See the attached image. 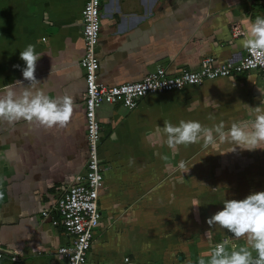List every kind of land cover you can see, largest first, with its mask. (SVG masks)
Wrapping results in <instances>:
<instances>
[{
	"label": "crops",
	"instance_id": "obj_1",
	"mask_svg": "<svg viewBox=\"0 0 264 264\" xmlns=\"http://www.w3.org/2000/svg\"><path fill=\"white\" fill-rule=\"evenodd\" d=\"M83 4L0 0V94L29 86L20 52L32 44L41 54L35 69L37 89L53 99L68 95L74 100L64 127L0 120V247L17 255V260L0 258V264L60 262L56 249L68 241L64 230L41 211L84 171L85 82L79 65ZM100 15L98 81L114 85L141 80L158 66L170 74L197 68L209 56L216 62L238 61L246 53L242 41L250 35L251 23L264 17V0H102ZM236 29L240 34L234 36ZM262 100L264 77L259 70H246L145 95L132 109L102 104L97 110L103 168L98 203L100 220L104 216L106 223L95 232L89 251L93 257L86 264H135L139 251L133 248L155 238L150 236L152 225H159L160 233H171L165 243H179L169 224L188 217L181 214L180 202L182 191L190 190L185 180L191 174L201 176L212 159H221L226 145L169 148L162 132L165 121L177 125L193 120L207 127L223 121L227 128L232 122L250 121ZM197 168L206 169L197 173ZM204 209L200 225L205 228L211 207ZM131 255L133 262H125Z\"/></svg>",
	"mask_w": 264,
	"mask_h": 264
},
{
	"label": "built area",
	"instance_id": "obj_2",
	"mask_svg": "<svg viewBox=\"0 0 264 264\" xmlns=\"http://www.w3.org/2000/svg\"><path fill=\"white\" fill-rule=\"evenodd\" d=\"M101 5L102 0H84L81 10L83 54L79 65L83 69L85 82L83 105L87 140L84 171L75 176L50 207L41 211L43 218L49 217L51 224L60 226L68 237L67 243L56 249L61 261L54 264H86L94 242L101 217L98 200L103 185V168L99 161L101 126L97 116V110L102 104L122 105L132 109L145 95L181 90L246 70H259L264 77V64L244 67L246 63L257 58H264V52L253 53L246 49L245 55L236 62L229 59L216 62L209 56L203 58L197 68H183L170 74L164 67L158 66L141 80L114 85L104 84L98 81L99 62L95 54L100 34ZM238 34L240 30L236 29L234 36ZM2 257L17 260L16 252L0 247V258ZM124 261L131 263L133 259L126 256Z\"/></svg>",
	"mask_w": 264,
	"mask_h": 264
},
{
	"label": "clouds",
	"instance_id": "obj_3",
	"mask_svg": "<svg viewBox=\"0 0 264 264\" xmlns=\"http://www.w3.org/2000/svg\"><path fill=\"white\" fill-rule=\"evenodd\" d=\"M249 33L242 46L253 53L264 52V17L255 18ZM40 57L32 44L20 52V58L26 64L22 74L30 83L22 92L8 88L0 94V120L9 124L24 120L45 128L64 127L69 123L74 111L73 98L64 95L53 99L36 87L40 83L35 76L36 62ZM257 64H264V58H257L244 67ZM253 109L250 121L232 122L227 128L223 121L207 127L199 121L181 120L177 125L165 121L162 132L169 148L193 144L207 148L220 143L230 146L227 152H233L237 147L248 151L264 150V100ZM207 222L227 229L234 238L244 239L245 243L238 248H230L226 241L217 243L207 258L200 256L196 264H264V191L253 192L240 200L225 199L223 209L209 217Z\"/></svg>",
	"mask_w": 264,
	"mask_h": 264
},
{
	"label": "rangeland",
	"instance_id": "obj_4",
	"mask_svg": "<svg viewBox=\"0 0 264 264\" xmlns=\"http://www.w3.org/2000/svg\"><path fill=\"white\" fill-rule=\"evenodd\" d=\"M225 145L226 151H223L221 159H212L211 166H207L204 175L191 174L189 175L191 179L185 180V184H191H188L190 185L189 191H182L183 196L180 202L183 206L181 214L184 213L183 216L189 218L180 216V220L169 224L173 225V233L178 234L179 243L177 245H175V241L171 245L170 243H163V241L166 242L170 239L169 234L171 233H160L159 225H152L150 236L158 237L156 232H159L161 234L158 238L159 242L155 243L156 245L144 254L138 252V261L135 264H157L155 261L163 264L189 263V259L181 261L179 255L178 257L163 256L164 254L162 255L161 251L167 245H170L168 248L180 250L187 256L191 254L194 259H197L200 256L207 258L208 253L217 243L226 241L230 248H238L245 243L244 239L237 240L234 238L233 234L227 229H220L218 226L209 224H206L205 228L201 226L204 222V207H211L209 214L211 217L217 211L223 209L225 199L240 200L253 192L264 191V150L248 151L237 147L235 151L227 152L230 149L229 145L221 144L220 147ZM214 152L218 153V150ZM213 155L215 156V153ZM225 163H227L226 167H222ZM183 198L187 199V202ZM104 218L103 216L99 222L98 231L102 229L101 222L102 225L106 223ZM153 227H156V232ZM101 253L106 255L104 251ZM91 257L93 255L89 254L87 259H91Z\"/></svg>",
	"mask_w": 264,
	"mask_h": 264
},
{
	"label": "trees",
	"instance_id": "obj_5",
	"mask_svg": "<svg viewBox=\"0 0 264 264\" xmlns=\"http://www.w3.org/2000/svg\"><path fill=\"white\" fill-rule=\"evenodd\" d=\"M219 150V149H218ZM224 151V150H223ZM220 153H223L222 151H220ZM204 161V160H203ZM226 165H227V163H225V165L224 166H222V167H226ZM206 166V165H205ZM206 168H201V169H199V168H197V173H201L203 170H205ZM206 172V171H205ZM205 172L202 174V175H204L205 174ZM152 238V237H151ZM156 238V237H155ZM155 238H152V239H150L149 240V242H145V243H141V244H138V245H136L135 246V248H133L134 250H136V251H139L141 254H144V253H146L147 251H149L150 249H152L151 247L153 246H155L156 244L155 243H157V242H159L157 239H155ZM158 238V237H157ZM151 243H152V245H151ZM163 243H165L164 241H163ZM158 245V244H157ZM166 245V244H165ZM167 248V250L165 251V252H167L168 254H166L167 256H176V257H178V255L181 257V261H186L187 259H189V263H187V264H196V262H197V260H198V258L197 259H194V257H192V255L190 254L189 256H187L184 252H181L180 250H175V248H168V247H166ZM165 248V249H166ZM164 249V250H165ZM162 251H163V249H162ZM161 251V252H162ZM190 253V252H189ZM163 254V253H162ZM129 257V256H128ZM130 258H133V255H131L130 256ZM156 263H158L157 261H155Z\"/></svg>",
	"mask_w": 264,
	"mask_h": 264
}]
</instances>
